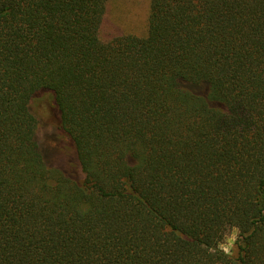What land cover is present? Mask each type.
<instances>
[{
    "label": "trees",
    "instance_id": "1",
    "mask_svg": "<svg viewBox=\"0 0 264 264\" xmlns=\"http://www.w3.org/2000/svg\"><path fill=\"white\" fill-rule=\"evenodd\" d=\"M109 8L0 0V264H264V0H150L145 35Z\"/></svg>",
    "mask_w": 264,
    "mask_h": 264
},
{
    "label": "rangeland",
    "instance_id": "2",
    "mask_svg": "<svg viewBox=\"0 0 264 264\" xmlns=\"http://www.w3.org/2000/svg\"><path fill=\"white\" fill-rule=\"evenodd\" d=\"M149 6L150 0H110L103 34L145 35L148 31ZM35 109L41 119L38 139L46 151L48 161L75 177L81 176L74 146L59 130L56 113L46 101H39ZM236 239V229L230 230L221 245L222 248L229 253H235Z\"/></svg>",
    "mask_w": 264,
    "mask_h": 264
},
{
    "label": "clouds",
    "instance_id": "3",
    "mask_svg": "<svg viewBox=\"0 0 264 264\" xmlns=\"http://www.w3.org/2000/svg\"><path fill=\"white\" fill-rule=\"evenodd\" d=\"M236 232H237V233L239 232V229H238V228L236 229ZM225 251H228V250H227V249H225Z\"/></svg>",
    "mask_w": 264,
    "mask_h": 264
}]
</instances>
